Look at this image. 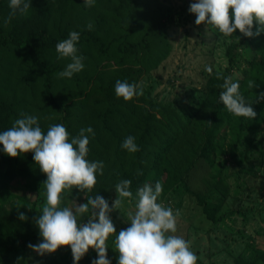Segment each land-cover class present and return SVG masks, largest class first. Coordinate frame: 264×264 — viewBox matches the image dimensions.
I'll return each instance as SVG.
<instances>
[{"label": "trees", "instance_id": "16d2710c", "mask_svg": "<svg viewBox=\"0 0 264 264\" xmlns=\"http://www.w3.org/2000/svg\"><path fill=\"white\" fill-rule=\"evenodd\" d=\"M9 11L8 0H0V130L25 113L37 115L43 131L64 124L70 136L91 125L95 136L89 137L88 159L102 160L104 168L88 195H102L120 179H129L133 197L127 199L134 200L137 188L159 180V199L180 185L195 197L207 220L224 218L217 214L229 185L214 171V159L225 154L224 141L234 156L247 133H264V100L257 98L264 92V33L249 38L236 30L225 51L227 67L210 73L202 93L177 110L146 92L128 101L114 92L116 80L138 83L168 55L166 28L179 24L180 17L160 0H96L92 7L83 0H31L26 15L4 23ZM70 30L81 34L78 49L85 67L72 78H61L57 73L69 60L58 57L55 45ZM247 46L253 50L250 57L242 55ZM240 59V90L256 112L251 120L232 115L219 101V85L224 76H233ZM128 135L135 137L139 151L121 148ZM38 167L31 152L10 157L0 151V264H24L27 245L41 239L35 223L41 210L8 190L18 177L45 180ZM81 192L73 188L71 193L87 202ZM18 212L27 218L20 220ZM96 256L94 251L88 258ZM45 264L73 263L63 257L47 258ZM236 264H264V251L250 248Z\"/></svg>", "mask_w": 264, "mask_h": 264}, {"label": "clouds", "instance_id": "9594fccd", "mask_svg": "<svg viewBox=\"0 0 264 264\" xmlns=\"http://www.w3.org/2000/svg\"><path fill=\"white\" fill-rule=\"evenodd\" d=\"M95 3L96 0H83L86 7ZM8 5L10 11L4 23L16 15H26L31 0H8ZM188 11L195 14L196 25L212 26L224 37L232 36L236 30L249 38L264 33V0H191ZM87 27L91 29V23ZM80 36L79 31L70 30L67 37L55 45L58 57L69 60L57 73L61 78H72L85 67V57L79 54L78 49ZM235 38L239 40V37ZM206 71L211 72V67H206ZM219 87L222 89L219 101L229 113L249 120L256 116L251 103L240 90L238 80L226 75ZM114 92L117 97L128 101L142 95L143 89L137 82L118 79ZM257 98L264 100V92L258 93ZM90 136H95L91 125L80 128L75 136H70L62 123L51 124L43 131L38 116L26 113L15 119L11 127L0 130V151L10 157L31 152L35 164L46 176L43 183L46 203L35 219L41 239L27 247L42 256L62 246H70L73 264H78L92 248L97 256L90 264H112L107 249L110 247L109 237L113 236L114 247L111 248L119 254L116 264H197L198 257L189 241L174 234L180 210L166 207L159 200L163 191L159 180L144 183L136 189L135 211L128 214V226L114 234L116 229L110 213L130 202L127 198L133 197L131 180L120 179L114 185L117 195L111 206L102 195H88L104 168L102 160L88 159ZM121 148L129 153L139 151L132 135L124 138ZM141 171L138 170V174ZM73 188L85 193L86 203L73 201L72 207L64 204L65 196ZM85 216L87 222L81 219ZM18 217L22 221L27 218L23 212H18Z\"/></svg>", "mask_w": 264, "mask_h": 264}, {"label": "rangeland", "instance_id": "374dc122", "mask_svg": "<svg viewBox=\"0 0 264 264\" xmlns=\"http://www.w3.org/2000/svg\"><path fill=\"white\" fill-rule=\"evenodd\" d=\"M160 1L179 15L180 21L179 24H170L166 28L165 39L170 47L166 58L155 68L144 72L138 83L143 92L148 93L154 101L168 103L177 110H183L202 93L210 73L227 67L225 51L231 38L224 37L212 26L196 25L195 14L188 11L191 0ZM54 19L55 17L50 22V31ZM254 26L255 21L253 28ZM52 27L55 29L57 24L54 23ZM136 39L137 33L133 40ZM252 52L247 46L242 55L250 57ZM128 65L126 62L124 67L127 68ZM206 67H211L212 71H206ZM243 67L240 59L233 71L234 80L241 78ZM246 137L247 140L238 148L236 155L232 156L224 141L225 154L214 159V171L226 178L230 191L217 214L225 215L222 220H207L195 197L184 192L180 185L174 187L165 198L159 199L166 207L180 210L174 234L189 241L198 257L197 264H236L237 258L242 254L246 255L250 248L264 251V133H259L257 137L247 133ZM44 181L36 182L18 177L8 184V190L13 196L24 198L30 205L42 210L46 203ZM116 195L114 189L102 194L110 206ZM73 201L76 204L86 203L69 193L65 196L64 204L72 207ZM129 201L110 213L116 229L114 234L128 226V214L135 211L136 199ZM81 219L87 222L86 216ZM108 243L110 247L107 255L112 264H116L119 254L111 248L114 247L113 236L109 237ZM94 251L90 248L78 264H90L88 255L94 257ZM63 257L73 263L70 246H62L55 252L42 256L30 249L26 253L24 264H45L47 258Z\"/></svg>", "mask_w": 264, "mask_h": 264}]
</instances>
